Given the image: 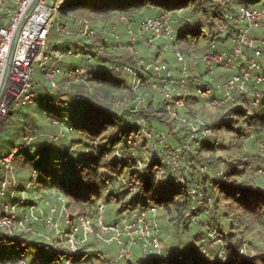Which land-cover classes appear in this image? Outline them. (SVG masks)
<instances>
[{"label":"trees","instance_id":"1","mask_svg":"<svg viewBox=\"0 0 264 264\" xmlns=\"http://www.w3.org/2000/svg\"><path fill=\"white\" fill-rule=\"evenodd\" d=\"M257 1L227 0L226 5H222L220 0H119L118 2L114 0H84L82 3H78L77 6L72 1L73 5H75L73 6V11L84 12L85 14L82 13V16L89 18L94 26H99L100 32L93 36L91 42L75 39L72 36L63 37L66 39L61 45L62 48L71 46L80 48L84 56H93L95 65H100L101 63L136 65L134 57L127 48L129 44L127 28L118 19V16L125 15L128 17L133 27L137 29L140 26V21L145 17H157L162 13L163 9H170L174 11L172 13V25L176 32V40L173 43L182 51L185 52L184 47L188 43H192L193 45L190 44L192 46L188 45L190 48L185 47L191 50L192 54L200 50L203 51L197 53V55L206 52V44H203L205 48L200 45L201 36L210 45L216 42L220 49H224V45L230 49L231 39L237 36L238 32L236 24L225 18L223 12H237L242 5H257ZM190 4H192L191 13L186 16L180 15ZM5 5L14 7L15 3L11 4L8 0H5ZM94 17L98 19L97 22L94 21ZM223 23L227 25L225 32L221 31V24ZM54 38V33H52V44ZM260 42L257 39V49H260L264 55V43L261 42V44ZM154 45H146L140 42L137 47L139 56L147 62L160 61L161 44L157 42V51L151 52V47ZM79 59H83L87 63L86 58L82 56L80 58L72 57L69 59V64L81 65L77 62ZM162 61L169 64V66L172 65L166 60ZM198 69L197 73L199 74H196L195 71ZM192 70L194 71L193 73ZM189 71L188 84L190 89L194 86H205L211 83L208 80H204L203 76L207 72L201 69L200 62H196V65L193 64L192 66L190 64ZM200 77L203 82L200 84L194 83V80ZM131 78L132 76L127 72L107 71L98 73L94 71L87 83L73 84L69 94L72 104L77 106V109L75 111L68 110L70 117H68L69 120L67 122L73 126L74 131L61 140L52 141L43 150H40L41 144L50 141L53 135L49 138L44 137L43 142H40V137L42 136L37 135L33 142L27 144L15 154L13 163L19 172L18 174L30 171L31 180L35 179L44 186H49L51 190L55 188L58 193L66 197L72 223L76 222L81 216L95 217L99 205L103 204L105 208L110 206L108 204H112V197L118 199V202L112 205L118 207L117 213L120 216L128 210L142 209L149 206L156 207L159 213L162 214H184L191 204H196V200L190 195L189 190L182 186L181 183L175 181L174 174L167 166L161 164L157 154L150 155L152 159L147 162L144 168H138V161L133 156V150L128 143L129 134L137 128L136 118H144L148 122L150 129L155 130V127L159 124V119H149V112L147 111L157 108L165 115V108L164 99L158 98L161 94L151 93L152 99H149V101L147 99L146 103H142L143 105L140 104L142 105V110L140 105L136 107V104L128 103L125 110L120 112L118 108L125 107L118 105V100L124 99V95L120 92H128L130 95ZM223 78L224 76L221 75L217 80ZM38 90L43 96L42 98H49L50 100L54 99L53 97L55 96L58 97L60 92V90L50 89L46 84L38 87ZM189 97L196 100L200 99L194 95H189ZM160 99L163 100L162 103H160ZM51 105L43 108L42 111L46 112L48 117L61 116L59 109L52 108ZM227 107L230 108V112L224 114L217 122L213 123L212 128H217V130L230 128L237 119L234 117L244 116L246 126H251L253 129V133L249 137H258L264 133V114L250 113V107H255L248 98L238 97L235 105L228 104L220 108ZM26 118L27 120L23 122L25 125L22 127L21 132L22 143L13 149L24 145L26 136L36 135L41 132V127L37 125L34 117L27 116ZM161 120L163 124L164 122L168 123L165 119ZM243 135L246 134L243 133ZM186 136L187 134H185L184 139ZM208 137L204 138L200 146H195L194 150L189 152L188 163L197 159L194 154H196L198 149L205 147L214 149V143L212 144L210 141L212 138ZM76 143L80 147H74ZM144 145L140 144L136 148L137 153L146 150L143 147ZM55 147H57L56 152L52 151ZM59 147L62 148V151L59 150ZM50 148H52L51 152L46 154L45 151ZM13 149L8 152L13 151ZM139 156H141V153ZM196 161L200 162L201 160L197 159ZM229 165L230 167L224 172L222 177L208 176L206 178H197L195 186H199V192L205 202L208 205H220L222 203L221 196H223L251 211L261 204L264 205V192L258 190L259 187L250 184V182L237 181L234 177L242 174H239V168L233 162H229ZM243 166H247V170L250 167L249 163H244ZM163 168H165V178L161 180L158 177V173ZM108 169H111L113 174L116 173L117 177H115L120 185V190L108 189L103 202L102 196L106 190L105 185H110L112 181L109 180L110 177L106 174ZM34 171H38L35 176L33 175ZM242 171L244 170L242 169ZM50 180H53V182L48 185L47 181ZM215 193L219 195L217 199ZM209 198H211V202H209ZM157 217L160 219L159 215ZM117 220L114 218L106 222L110 224ZM36 225L37 223L31 226L30 233H20L15 237L8 238L9 241L15 242L25 249H32L30 254L32 264H54L61 261L65 263L67 258H71L73 264H115V261L108 259L101 249L97 251L87 250L89 248L87 247L88 245L93 246L92 241H89L90 239L81 247L80 252L72 253L67 247L62 245V239L59 237L55 239L53 245L43 241L35 242L27 238L28 235L36 233ZM161 228L163 231L162 226ZM37 235L35 234V236ZM2 240L4 241L3 237ZM225 240H227V243L223 249L222 256L218 255V253L215 258V260L222 259L221 264H264V253L251 256L246 253L248 251L247 244L233 242L231 235L227 236ZM4 248H1V250ZM196 252V255L194 254L191 258L174 257L173 254L167 258L161 255L144 257L141 259V263L211 264L206 257L199 254L198 251ZM20 254L21 256H26V251L23 250Z\"/></svg>","mask_w":264,"mask_h":264},{"label":"built area","instance_id":"2","mask_svg":"<svg viewBox=\"0 0 264 264\" xmlns=\"http://www.w3.org/2000/svg\"><path fill=\"white\" fill-rule=\"evenodd\" d=\"M220 3L226 5L227 0H220ZM74 12L72 0H16L14 7L6 6L5 0H0V133L5 118L13 113V102L16 101L22 106L34 104L37 99L43 97L38 90L43 84L52 90H60L57 105L75 111L77 106L72 104L69 94L73 84L87 83L94 71L127 72L132 76L130 95L119 101L118 105L133 103L138 107L148 99L143 90L159 93L164 98L166 114L171 119L179 121L187 132V142L181 147H174L168 142L170 134L155 132L149 128L144 118H138L137 128L128 136L133 156L142 164L136 148L141 143L149 145L152 150L146 160L150 162L151 156L157 154L161 164L167 166L174 174L175 181L189 190L190 195L196 200V208H205L208 204L202 198L199 186H195V182H191L186 173L181 178L176 174L185 172L184 153L192 151L195 146H200L211 129L202 130L203 121L199 117H189L181 112L186 109L188 99H192L189 95L208 100L214 109L228 104L235 105L238 97L248 98L255 107L261 105L264 101V55L257 49V39L251 32L254 24L262 25L263 37L259 40L264 43V2L260 5H242L237 12H223L225 18L236 24L238 32V35L231 39V48L220 49L218 44L213 42L208 51L196 55V58L204 65L207 73L213 74L220 68L228 75L215 84L195 86L194 93L188 84L191 60L173 43L176 40V32L172 25L173 10L163 9L157 17H145L137 29L133 27L128 17L118 16L127 28L129 41L127 48L136 65L119 63L95 65L93 56H84L80 48L53 45L51 35L54 32L60 38L72 36L86 42H91L93 36L100 32L99 26H94L89 18L74 17ZM58 13L70 15L73 19L55 21ZM226 27V24H221V31L225 32ZM155 40L174 48L177 69H173L166 62H147L139 56L138 44L143 42L146 45H154L157 43ZM82 56L86 58L87 63L69 64L72 57ZM38 59L42 67L41 82L35 78L34 64ZM49 119L51 123L59 125L60 130L51 136L50 141L41 144L40 150L49 146L52 141L61 140L74 131L73 126L68 124L67 117L51 116ZM37 135L41 133L26 136L24 145L4 153L0 158V167L4 172L0 179V195L7 194L6 190L10 188V201L4 203L0 212V236L4 238L0 250L6 246L8 238L20 233H30L31 226L40 222H43L48 232L45 234L47 239L52 240V234L49 232L53 231L55 235L62 237L63 242L64 230L62 231L61 221L64 219L66 224H72L65 237L66 247L72 253L80 252V248L88 242L89 237L99 233L98 228L106 244L117 245L118 262L131 263L134 246L140 245L147 255L161 253L162 228L157 217L158 210L154 206L128 210L120 219L109 224L105 219L106 208L100 204L95 217L81 216L72 223L67 199L55 188H53L55 196L52 199L39 202L37 196L36 201L31 200L25 193L31 189L23 184L13 161L15 154L33 142ZM260 144L264 150V139H261ZM164 171L165 168L158 173L161 180L165 178ZM37 174L38 171L33 172L34 176ZM15 198L18 199L17 202L14 201ZM202 216L200 212H195L191 221L198 222ZM220 255L222 256V253ZM27 260V257L22 255L18 261L19 264H29ZM65 264H73L72 259L67 258Z\"/></svg>","mask_w":264,"mask_h":264},{"label":"rangeland","instance_id":"3","mask_svg":"<svg viewBox=\"0 0 264 264\" xmlns=\"http://www.w3.org/2000/svg\"><path fill=\"white\" fill-rule=\"evenodd\" d=\"M8 1L11 4H14L16 2V0H8ZM72 1L77 6L78 3H82L84 0H72ZM114 1L118 2L119 0H114ZM262 2H264V0H258L257 4L260 5ZM191 11H192V4L187 6L183 10V12H181L180 15H184V16L189 15ZM82 13L85 14L82 11L81 12L75 11L73 15L74 17H80L82 16ZM58 19L60 21H72L73 18L70 15H63L61 13H58L54 20L56 21ZM93 19L95 22L98 21V19L95 17ZM251 33L257 39H261L263 37L262 25L254 24ZM54 37L55 38L52 41L53 44L62 47L61 43H64L65 41L64 39L66 38H60L55 32H54ZM155 41L161 44L162 47L159 60L160 61L166 60L171 64H175L176 57H175L174 49L167 45L163 46V44L158 40ZM154 44L155 45L151 47V52L152 51L155 52L158 49L156 47V43ZM190 44L192 43H188V45ZM203 44H206V48L208 51L210 48V44H208V41L204 39L203 36H201L200 45L202 48H205L203 47ZM188 45L185 47L190 48V46H192L193 44L190 46ZM185 47L184 50L187 56L189 57V59L191 60V66L193 64L196 65V62L198 61L197 58L195 60V57L197 53L203 50H200L192 54V51L186 49ZM220 47H222V45H220ZM224 47L225 49H229L227 48L228 46L226 45H224ZM69 48H76V47L71 46ZM246 51L249 52L248 49ZM39 62L40 59H38L35 62L34 69H35L36 80L41 82L42 67L40 66ZM77 62L80 64L85 63L83 59H79ZM201 69L205 71L204 65H201ZM198 71L199 69L195 71L196 74H199L197 73ZM193 72L194 71L192 70V73ZM221 75L225 76L228 75V73L220 68H217L213 74L207 73L203 77L204 80H208L211 83L215 84L216 81H218L217 79L221 77ZM201 79H202L201 77L197 78L196 80H194V83L200 84L201 82H203V80ZM143 91H144L143 94H145V96L148 98V101L149 99H152L151 93L147 92V90H143ZM120 93L124 95L123 98L129 95L128 92H124V91H121ZM53 98L54 99L52 100H50L49 98L46 99L39 98L35 101L34 104H31L29 106H22L16 101L13 102L12 104L13 113L5 118L0 133V158L4 153H8V151L12 150L15 146L22 143L21 132H22V127L25 125L23 122L27 120V118L25 119V117L27 116H30L31 118L34 117L37 125L41 127L40 133L42 137H40L41 139L40 142L44 141L43 140L44 137L49 138L51 135H55L59 132L60 126L51 123L47 113L42 111V109L49 107L53 103V105H51L52 108L59 109L61 116L68 118L70 117V113L66 108L56 104V101L58 99L56 96ZM158 98L163 99V96L159 95ZM118 99L120 98L118 97ZM122 100L120 99L118 101H122ZM162 102L163 100H161L160 103ZM142 105H140V109ZM123 106L125 107L118 108L120 112H123L125 110L127 104ZM147 112H149V119H154V120L159 119V124L157 125V127H155V131H162L166 134L171 135V137L168 139V142L171 144V146L181 147L184 143L187 142V139L186 138L184 139V136L185 134H187V132L179 121L171 119V117L169 115L168 117L166 113L165 116L163 112L161 113V111L157 108H155L154 110L150 109ZM229 112H230L229 107L222 109L221 108L214 109L211 106V103L205 99L193 100L188 104L186 110L184 111V114H189V116L193 118L199 117L203 121V125L201 128L202 130L205 128L211 129V131L207 134L209 136L208 138H212L210 139V141L212 142V144L214 143L215 147L214 149H210L208 147L198 149L196 151V154H194V156L196 155L197 159L201 160L200 162L196 161L197 159H195L194 162L191 161V163L190 162L188 163L187 157L189 152L184 153L186 167L183 170L185 172L183 174H176V173L175 174L179 176V178H181L184 177L186 173L187 177L191 182H196L198 177H202V178H206L208 176L222 177L224 172L227 171V169L230 167L229 162H233L234 165L239 168V174H242L238 177L237 176L234 177L237 181L242 180V181L250 182V184L258 186L259 187L258 190L264 192V150H262L260 147L261 146L260 141L261 139H264V133L258 137H254V138L249 137L253 133V129L251 128V126H246V123H244L245 122L244 116L234 117L237 119L234 121L232 127L230 128L217 130V128L211 127L213 123L217 122V120H219L224 114L226 113L228 114ZM250 113L263 115L264 103L262 102L259 107H255V108L250 107ZM161 119L167 120L168 123L164 122L163 124ZM242 132L245 133L246 135H243ZM202 133L203 132H201V134ZM67 135L69 136V134ZM141 144H145V143H141ZM76 146L80 147L78 143L74 144V147ZM143 147L146 148V150L140 152L141 156H139V158L143 163L142 164L138 163L139 169L144 168V166L147 164L148 162L146 160L147 155L151 154L150 150H152L151 147L147 144H145ZM52 148L47 149L45 153L46 154L50 153ZM56 148L57 147H55L52 151L56 152ZM59 150L62 151V148H60ZM140 153L138 152L137 156ZM244 163H249L250 167L248 168V170H247V166L246 167L243 166ZM242 169L244 171H242ZM106 172H107L106 174L110 177L109 180L112 181L110 185H105L106 190L104 191V195L102 196L103 202L105 201L104 199L106 198V191L108 189L112 188L114 191L120 190V185L116 181V177H117L116 173L113 174V172H111V169H108ZM3 175L4 172L0 167V179ZM21 175L23 177L22 178L23 184L31 189L30 191L27 192L25 191V193H27V195L31 197V200L36 201L37 196L39 197L37 198L39 202L45 199L53 198L54 195L50 194L51 188L49 186H44L42 183H39L35 179L33 180L30 179V171L21 173L18 176ZM52 182L53 180L47 181V184L51 185ZM0 188H1V181H0ZM208 189H210V187H208ZM6 191L7 194L0 195V212L2 211V207L4 203L10 201V188H7ZM34 191L35 193H33ZM215 197L217 199L219 195L215 193ZM221 199H222V203L220 205L212 204L213 206L208 205L203 209L202 208L196 209L195 208L196 204L195 205L191 204V206L187 208V211L184 212V214H175V213L162 214L159 213L158 211L157 216L158 215L160 216V219H158V221L160 226L163 227V232L161 237L162 239L161 256L167 258L170 257L171 254H173L174 257L182 256L185 258H191L194 254L196 255L197 253L196 251H198L199 254H201L206 258H211L212 261L214 262L216 261L215 260L216 255L218 253H219L218 255H220L226 246L227 240H225V238H227V236L230 235L232 236L233 242H243V244L248 245V246L246 245V247L248 248V251L246 252L247 254L253 256L264 253V205L261 204L259 205V207H256L255 210L251 211L250 209L243 208L241 204L239 205L238 203L233 202L231 199H226L223 196H221ZM17 200H18L17 198L14 199L15 202H17ZM116 202H118V199L112 197L111 203L114 204ZM112 204H108L110 206L106 207V216H105L106 221H110L114 218L120 219L121 217L117 213L118 207ZM195 212H200L201 214L203 213L201 222L191 221V217ZM61 227L63 228L62 231L64 230L63 233L64 241L62 242L63 243L62 245L66 247L67 241L65 237L67 236V232L70 229V225L66 224L65 220L62 219ZM35 231L36 233L27 236V238L35 242L43 241L45 243L47 242L53 245L56 238L58 237L62 238L59 235H55L54 232L51 231L49 233L52 234V240L46 239L44 235L48 232L44 228L43 222L37 223L35 227ZM97 231H99L100 233V228H98ZM99 233L98 234L94 233L92 237H89L90 239L89 241H92L93 246L88 245L87 247L89 248L87 250L97 251L101 249V251H104L105 256L108 259L115 261V264H128L126 261L118 262L116 260L118 256L117 245L106 244L103 241V238H101V233L100 234ZM35 234L38 235L35 236ZM2 241H3L2 237L0 236V245ZM23 250L26 251V257L28 259L27 261L30 264L31 263L30 254L32 252V249L31 248L29 250L25 249L24 247L17 245L15 242L9 241V239H7L5 248L0 251V264H19L18 260L21 258L20 252H22ZM142 250L143 249H141L140 245L134 246L132 248V253H133V257L131 259L132 263L137 262L139 258L142 259L145 257ZM54 264H65V263L64 261H61Z\"/></svg>","mask_w":264,"mask_h":264},{"label":"clouds","instance_id":"4","mask_svg":"<svg viewBox=\"0 0 264 264\" xmlns=\"http://www.w3.org/2000/svg\"><path fill=\"white\" fill-rule=\"evenodd\" d=\"M160 62H163V61H160ZM263 63H264V62H263ZM176 64H177V62H176L175 64H172L171 67H172L173 69H174V68L177 69L178 67H176V66H177ZM205 72H206V71H205ZM208 74H209V73H208ZM220 80H221V79H220ZM191 90H193V88H192ZM149 93H150V92H149ZM192 93H194V90H193ZM149 95H150V94H149ZM163 99H164V98H163ZM193 100H196V99H193ZM193 100H192V99H188L187 106H188V104H189L190 102H192ZM145 103H146V102H145ZM254 107H255V106H254ZM164 108H165V101H164ZM186 108H187V107H186ZM185 110H186V109H185ZM185 110H183L181 113L184 114V111H185ZM165 113H166V110H165ZM166 115H167V114H166ZM184 115L189 116V114H184ZM167 116H168V115H167ZM168 117H169V116H168ZM189 117H190V116H189ZM146 122H147V121H146ZM147 123H148V122H147ZM148 126H149V125H148ZM182 126H183V125H182ZM183 127H184V126H183ZM149 128H150V127H149ZM184 128H185V127H184ZM153 131H155V130H153ZM155 132H159V131H155ZM196 209H198V208H196ZM202 215H203V213H202ZM105 216H106V215H105ZM162 232H163V231H162ZM161 242H162V239H161ZM161 244H162V243H161ZM114 245H115V244H114ZM141 249H142V248H141ZM143 253H144V252H143ZM156 255H161V253H160V254H153V255H147V254L144 253V256H145V257H154V256H156ZM132 257H133V253H132ZM132 257H131V259H132ZM207 259H208L209 262H211V264H213L211 258H207ZM216 261H218V262H222L223 260H222V259H221V260H220V259H219V260L217 259ZM119 262H121V261H119ZM137 262H139L140 264H142L140 258L137 260ZM128 264H133V263H132V261H131V263H128Z\"/></svg>","mask_w":264,"mask_h":264},{"label":"crops","instance_id":"5","mask_svg":"<svg viewBox=\"0 0 264 264\" xmlns=\"http://www.w3.org/2000/svg\"><path fill=\"white\" fill-rule=\"evenodd\" d=\"M51 195H54V190L52 189L51 192H50ZM55 196V195H54Z\"/></svg>","mask_w":264,"mask_h":264},{"label":"water","instance_id":"6","mask_svg":"<svg viewBox=\"0 0 264 264\" xmlns=\"http://www.w3.org/2000/svg\"><path fill=\"white\" fill-rule=\"evenodd\" d=\"M213 264H221L220 262H218V261H214V263Z\"/></svg>","mask_w":264,"mask_h":264}]
</instances>
